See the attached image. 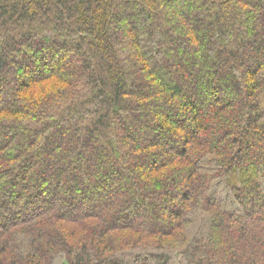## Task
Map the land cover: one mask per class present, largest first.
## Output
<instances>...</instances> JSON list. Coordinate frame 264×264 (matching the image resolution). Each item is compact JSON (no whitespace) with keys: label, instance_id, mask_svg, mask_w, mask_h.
Masks as SVG:
<instances>
[{"label":"trees","instance_id":"1","mask_svg":"<svg viewBox=\"0 0 264 264\" xmlns=\"http://www.w3.org/2000/svg\"><path fill=\"white\" fill-rule=\"evenodd\" d=\"M0 264H264V0H0Z\"/></svg>","mask_w":264,"mask_h":264},{"label":"rangeland","instance_id":"2","mask_svg":"<svg viewBox=\"0 0 264 264\" xmlns=\"http://www.w3.org/2000/svg\"><path fill=\"white\" fill-rule=\"evenodd\" d=\"M227 89H225L224 91H226Z\"/></svg>","mask_w":264,"mask_h":264}]
</instances>
